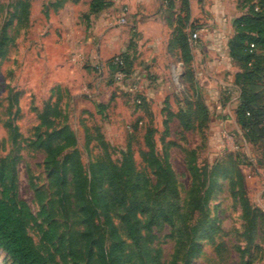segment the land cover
I'll return each instance as SVG.
<instances>
[{
  "label": "trees",
  "instance_id": "16d2710c",
  "mask_svg": "<svg viewBox=\"0 0 264 264\" xmlns=\"http://www.w3.org/2000/svg\"><path fill=\"white\" fill-rule=\"evenodd\" d=\"M165 1L170 4L172 0ZM60 3L58 0L54 8ZM109 6L107 0H91L86 17L96 16ZM28 8L29 0L17 2L13 19L21 21ZM237 9L240 15L233 21L234 35L228 44L230 58L239 68L234 77L240 91L235 122L242 140L260 152L261 166L264 164V0H237ZM176 44L186 65L185 107L177 113L166 112L163 120L166 134L170 133L169 122L173 120L178 121L182 130L195 131L197 121L208 114L190 68L192 58L186 35L181 30ZM107 66L111 76L117 70L129 76L133 61L128 54H120ZM139 99L137 107L147 115L148 101L142 96ZM37 117L39 123L29 138L16 126L10 129L9 140L15 154L0 156V249L11 264H194L206 243L213 247L214 264H227L225 246L216 237L220 226L208 208L214 190L223 188L218 183L220 178L229 180L244 221L242 236L246 244L236 264H256L264 258V232L258 228L264 223V214L250 205L240 193L242 190L235 191L236 181L241 178L236 166L226 168L216 163L199 168L193 159L186 161L191 184L182 198L171 164L160 156L154 139L150 138L155 132L151 121L144 126L145 150L140 152V164L135 161L131 144L116 162L111 159L102 136L95 138L87 133L86 148L92 141H99L101 154L85 168L75 133L68 126L56 123L57 106L47 105ZM141 123L139 119L133 125L132 137H137ZM26 149L43 155L42 167L48 182L47 190H36L40 204L37 213L18 199L16 191V166ZM232 156L239 166L240 153L227 157ZM33 228L40 234L39 244L31 235ZM161 231L168 232L167 238L173 243L169 259L155 242ZM259 234L260 241L255 242Z\"/></svg>",
  "mask_w": 264,
  "mask_h": 264
},
{
  "label": "rangeland",
  "instance_id": "374dc122",
  "mask_svg": "<svg viewBox=\"0 0 264 264\" xmlns=\"http://www.w3.org/2000/svg\"><path fill=\"white\" fill-rule=\"evenodd\" d=\"M19 1L22 0H0V156L15 154L9 140L10 129L16 126L24 137L33 136L39 123L37 113L49 104L57 106L59 117L56 123L68 126L75 133L85 168L101 154L99 141H92L86 148L87 133L95 138L102 136L111 159L116 162L131 144L135 161L140 164V152L145 150L144 126L151 121L155 132L150 138L154 139L160 156L171 164L182 198L191 184L186 161L193 159L199 168L216 163L226 168L236 166L241 178L236 181L235 191L242 190L240 193L250 205L264 214V164H258L260 152L242 140L239 128L237 130L226 121L220 125V117H215L208 109V114L197 121V130H182L178 121L173 120L169 122L170 133L166 134L163 125L166 112L177 113L185 107L186 84L183 80L169 77L162 85L139 84L126 76L116 82L107 68L88 65L63 44L65 32L52 0H29V8L18 22L12 16ZM198 93L206 104L204 94L200 90ZM140 96L148 101L149 115L137 107ZM139 119H142L140 132L137 137H132V127ZM169 142L171 145L167 147ZM238 152L241 155L239 166L235 156L227 157ZM22 155L16 166L18 199L37 213L40 204L36 190H47L48 186L42 167L43 155L28 149ZM218 183L223 188L214 190L208 208L210 216L220 226L221 231L216 237L225 246L227 264H236L246 244L242 236L244 221L237 198L232 196L229 180L220 178ZM258 228H263L264 232V223ZM167 233L158 232L155 242L162 247L164 257L169 259L173 243ZM31 235L39 244L40 234L35 228L31 229ZM260 236H256L255 242L260 241ZM214 262L213 247L206 243L202 255L193 263ZM0 264H11L1 249ZM256 264H264V258L257 260Z\"/></svg>",
  "mask_w": 264,
  "mask_h": 264
},
{
  "label": "crops",
  "instance_id": "0c3cea01",
  "mask_svg": "<svg viewBox=\"0 0 264 264\" xmlns=\"http://www.w3.org/2000/svg\"><path fill=\"white\" fill-rule=\"evenodd\" d=\"M57 1L52 0L54 4ZM107 1L111 6L86 17L91 0H61L55 13L65 32L62 43L71 52L88 65L105 70L112 58L128 54L133 61L130 81L162 85L169 77L183 80L186 65L176 44L181 30L205 105L220 117V125L230 122L238 130L235 110L240 91L234 77L239 68L228 48L234 35L233 21L240 15L237 0H172L170 4L165 0ZM123 12L125 23L121 24Z\"/></svg>",
  "mask_w": 264,
  "mask_h": 264
},
{
  "label": "built area",
  "instance_id": "2783aa9c",
  "mask_svg": "<svg viewBox=\"0 0 264 264\" xmlns=\"http://www.w3.org/2000/svg\"><path fill=\"white\" fill-rule=\"evenodd\" d=\"M120 23L124 24L125 23V13L123 12L122 14V18L120 19ZM192 38L196 39L197 38V34L193 33L192 34ZM126 77V75L121 71V70H117L116 72H114L113 74V79L118 82V81H122L124 80Z\"/></svg>",
  "mask_w": 264,
  "mask_h": 264
}]
</instances>
